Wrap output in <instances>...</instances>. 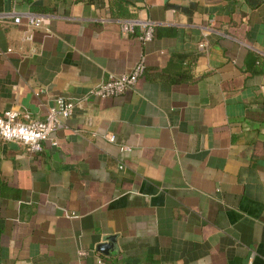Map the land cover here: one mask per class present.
Segmentation results:
<instances>
[{
  "label": "crops",
  "instance_id": "crops-1",
  "mask_svg": "<svg viewBox=\"0 0 264 264\" xmlns=\"http://www.w3.org/2000/svg\"><path fill=\"white\" fill-rule=\"evenodd\" d=\"M142 53L133 88L90 95ZM56 97L57 145L0 139V264H264V0H0V112Z\"/></svg>",
  "mask_w": 264,
  "mask_h": 264
},
{
  "label": "built area",
  "instance_id": "built-area-1",
  "mask_svg": "<svg viewBox=\"0 0 264 264\" xmlns=\"http://www.w3.org/2000/svg\"><path fill=\"white\" fill-rule=\"evenodd\" d=\"M25 19L28 27L26 39H32V31L41 26L43 18L39 14L26 12L14 17V22H21ZM119 28L124 33H134L138 30L137 38L141 43L150 41L155 33L154 23L150 20H140L135 17L118 20ZM204 42H200L199 47L204 48ZM146 69L145 54H141L131 68L118 74H110L106 80L97 84L89 93L100 97L118 96L133 88L138 79ZM75 103L63 97H56L49 105L43 118L33 117L29 112L15 108H7L0 112V139L3 141H15L25 145L32 153L40 152L45 141H51L57 145L55 133L65 126V120L69 118L74 110ZM108 140L113 142L114 135H109ZM123 150H129L128 146H122ZM86 252L80 250L79 255ZM95 264H106L99 259Z\"/></svg>",
  "mask_w": 264,
  "mask_h": 264
},
{
  "label": "water",
  "instance_id": "water-1",
  "mask_svg": "<svg viewBox=\"0 0 264 264\" xmlns=\"http://www.w3.org/2000/svg\"><path fill=\"white\" fill-rule=\"evenodd\" d=\"M116 240L117 238L115 234L105 235L102 238V241L97 244L96 250L105 255H108L111 250L117 249Z\"/></svg>",
  "mask_w": 264,
  "mask_h": 264
},
{
  "label": "trees",
  "instance_id": "trees-1",
  "mask_svg": "<svg viewBox=\"0 0 264 264\" xmlns=\"http://www.w3.org/2000/svg\"><path fill=\"white\" fill-rule=\"evenodd\" d=\"M247 3L251 6H257L261 1L260 0H246ZM4 186V182L0 177V190L2 189V187Z\"/></svg>",
  "mask_w": 264,
  "mask_h": 264
}]
</instances>
